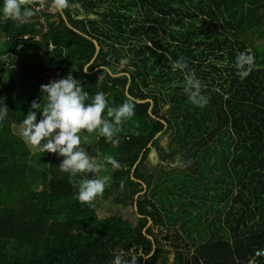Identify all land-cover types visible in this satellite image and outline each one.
<instances>
[{
	"label": "trees",
	"instance_id": "16d2710c",
	"mask_svg": "<svg viewBox=\"0 0 264 264\" xmlns=\"http://www.w3.org/2000/svg\"><path fill=\"white\" fill-rule=\"evenodd\" d=\"M99 1L67 0L57 9L52 0H23L34 10L28 23L0 20V97L9 108L0 120V264H111L120 248H134L138 264H248L264 248V48L248 40L264 27V0H129L124 11L125 0H111L101 13L106 26L79 19L71 6L83 2L84 10L97 13ZM246 50L254 67L241 78L234 59ZM181 56L185 72L207 84L203 108L184 93L185 73L170 69ZM208 56L219 64L203 65ZM122 58L130 61L125 69ZM69 73L90 96L103 91L111 106L127 98L135 104L116 145L82 130L94 137L81 143L90 156L99 162L111 155L121 165L101 169L108 184L89 204L75 198V182L59 170L61 157L32 152L14 131L32 102H42L40 86ZM156 86L166 91L164 98ZM168 100L165 117L160 105ZM169 136L171 154L188 149L199 177L183 182L164 172L162 179L173 184L153 186L147 165ZM207 139L215 143L208 147ZM212 156L218 159L209 165ZM208 165L220 173L209 178L228 179L224 183L236 189L229 201L233 223L226 220L233 241L214 236L193 244L190 255V244L173 228V209L178 191L199 187ZM256 263L264 264V257Z\"/></svg>",
	"mask_w": 264,
	"mask_h": 264
},
{
	"label": "clouds",
	"instance_id": "9594fccd",
	"mask_svg": "<svg viewBox=\"0 0 264 264\" xmlns=\"http://www.w3.org/2000/svg\"><path fill=\"white\" fill-rule=\"evenodd\" d=\"M66 4L67 0H52V5L57 9H63ZM33 16V8L24 6L23 0H0V20L26 24ZM254 61L251 50L236 54L233 65L236 74L241 78L247 77L253 70ZM169 66L171 71L185 73L182 88L188 100L197 107H205L209 98L203 94L204 85L194 72H185L188 68L185 58L181 56L170 61ZM40 91L42 102L33 101L22 121L25 142L44 154L61 157L59 170L69 175L70 182H75V198L81 203H92L104 192L108 177L87 178V174L99 173L106 165L116 169L121 165L111 155L104 156L99 162L90 156L81 147V132H95L116 145L118 140L114 137L120 131L119 126L135 115L134 101L127 98L121 104L111 106L103 91L90 96L71 73L42 84ZM8 111L5 98L0 97V120L7 116ZM111 264H138L134 248L115 250Z\"/></svg>",
	"mask_w": 264,
	"mask_h": 264
},
{
	"label": "rangeland",
	"instance_id": "374dc122",
	"mask_svg": "<svg viewBox=\"0 0 264 264\" xmlns=\"http://www.w3.org/2000/svg\"><path fill=\"white\" fill-rule=\"evenodd\" d=\"M101 4V7L99 8L100 12H90L89 10H84V3L83 2H75L74 4H72L71 6L73 7V9L75 10V13L77 15V17L79 19H83V20H95L100 22L99 25L100 26H106V23L102 21V14L101 13H107V6L109 3H111V0H105L102 3V0L99 1ZM130 1L129 0H125L123 2V5L120 6L121 9L124 10H128V8H125L124 6L126 5V7H130V5H127ZM104 8V9H103ZM133 17L137 16V12L136 9H134L132 11ZM107 21V20H105ZM189 22V20L187 21ZM264 27H261L259 29H257L249 38V43L253 45V47H263L264 48ZM205 61H203V65H205L206 61L208 62H214V63H218V61L213 57V56H208L206 59H204ZM120 69H122L123 65H128L130 64V61L128 58H122L120 60ZM125 69V67H123ZM202 84L205 86L207 84L203 83V81H201ZM215 88H217V86H213ZM152 89L154 87H151ZM156 91L159 92L158 97L160 98H164V94L166 91H160L159 88L156 86ZM149 91V90H148ZM171 108V102L168 100L166 101V103H161L160 105V111L161 114L164 115L165 117L169 116V111ZM14 131L19 134L24 140V126L23 124H21L20 126L15 125L14 126ZM94 139V137L92 135H88L84 132H81V143L83 142H90ZM199 140L192 141V144H196L198 143ZM207 146L211 147L214 143L210 140L207 139ZM174 144V141L172 139L171 136L167 137L166 139H164L160 145L158 147H156L153 150V153L150 157V162L149 165H147L148 167V176L151 177L153 176V181H152V185L154 186L155 183L157 182H164L166 185H172L173 183H169L167 182V180L162 179L164 176L162 173L166 172L169 175H173L176 174V176H178L179 178H181V180H183V182H186L187 180H190V178H197L199 177V174L196 173L197 171V167L195 165V157H193L190 152H188V149H185L183 151L177 152L176 154L172 155V145ZM28 147L31 149L32 152L36 151L37 148H35L34 146H32L31 144L27 143ZM221 148L220 144H217V150H219ZM174 151V150H173ZM218 159L215 156H212L209 159V165L212 164L213 162H215V160ZM220 159V158H219ZM205 166V173L206 175H208V173L212 172V175H219L220 173L216 170L211 171V167ZM107 170V169H106ZM110 173V171H108ZM198 175V176H197ZM97 178L99 177V173H96ZM109 176V175H108ZM203 181V182H202ZM205 180H201V183H204ZM165 186H162L163 189ZM200 187V186H199ZM199 187H196L195 189H193L192 187L188 190V188H183L181 191H178L180 196L182 194H184L185 196H183V200H185L186 202H189L190 200L193 201L196 198H194L193 195H201L202 196V192L203 190ZM195 190H197L198 192H195ZM195 192V193H194ZM155 193L154 189L151 188V195H153ZM167 194V193H166ZM155 195V194H154ZM207 196H202V198H205ZM215 199H217V197H214ZM179 199V198H178ZM180 199V201H181ZM157 201V200H156ZM183 202V201H182ZM159 206V203L156 202ZM191 203V206H194L195 204L193 202H189ZM188 203V204H189ZM204 209H206V205L203 206ZM207 210V209H206ZM165 213V212H164ZM164 213L162 212V214L164 215Z\"/></svg>",
	"mask_w": 264,
	"mask_h": 264
},
{
	"label": "crops",
	"instance_id": "0c3cea01",
	"mask_svg": "<svg viewBox=\"0 0 264 264\" xmlns=\"http://www.w3.org/2000/svg\"><path fill=\"white\" fill-rule=\"evenodd\" d=\"M213 175L216 176L215 174ZM213 175L209 173L201 179H204L205 182L199 184L203 190L202 196L207 197L202 198L201 195H193L196 199L190 201L195 205L188 207L187 204L189 202L181 199L186 195L184 193L185 195L182 194L180 196L178 204L173 209L175 213L173 218L178 221L173 228L190 244V255L194 254L193 251H195L193 244L198 246L201 243L209 242L214 236L216 238L221 237L223 240H228L229 242L233 241L234 230L229 229L226 220L233 221L232 216L236 213L232 203H229L231 197L236 194V189H233L232 185H226L224 183L225 181H229L228 179L217 180L209 178ZM211 180H217V182ZM195 192L198 191L195 190ZM214 197H217V199ZM204 205L207 206V210L204 209ZM184 214L185 218H183ZM250 224L252 225V223ZM189 233L192 234V238L188 237Z\"/></svg>",
	"mask_w": 264,
	"mask_h": 264
},
{
	"label": "built area",
	"instance_id": "2783aa9c",
	"mask_svg": "<svg viewBox=\"0 0 264 264\" xmlns=\"http://www.w3.org/2000/svg\"><path fill=\"white\" fill-rule=\"evenodd\" d=\"M40 10L41 8H37ZM259 257H264V248L260 250H256L252 258L247 262L248 264H257L256 259Z\"/></svg>",
	"mask_w": 264,
	"mask_h": 264
},
{
	"label": "water",
	"instance_id": "95a60500",
	"mask_svg": "<svg viewBox=\"0 0 264 264\" xmlns=\"http://www.w3.org/2000/svg\"><path fill=\"white\" fill-rule=\"evenodd\" d=\"M145 190H146V189H145ZM145 190H144V191H145ZM152 254H153V253H152Z\"/></svg>",
	"mask_w": 264,
	"mask_h": 264
}]
</instances>
